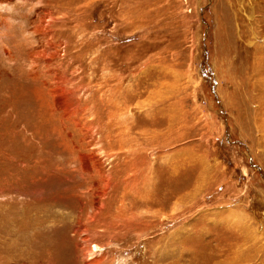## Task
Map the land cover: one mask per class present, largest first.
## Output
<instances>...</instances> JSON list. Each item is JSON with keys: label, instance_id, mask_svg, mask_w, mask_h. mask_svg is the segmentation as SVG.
I'll return each instance as SVG.
<instances>
[{"label": "rangeland", "instance_id": "rangeland-1", "mask_svg": "<svg viewBox=\"0 0 264 264\" xmlns=\"http://www.w3.org/2000/svg\"><path fill=\"white\" fill-rule=\"evenodd\" d=\"M0 264H264V0H0Z\"/></svg>", "mask_w": 264, "mask_h": 264}, {"label": "bare ground", "instance_id": "bare-ground-1", "mask_svg": "<svg viewBox=\"0 0 264 264\" xmlns=\"http://www.w3.org/2000/svg\"><path fill=\"white\" fill-rule=\"evenodd\" d=\"M1 3H2V2H1ZM6 4H7V3H6ZM95 247H96V245H95ZM96 249H97V247H96ZM96 249H95V250H96Z\"/></svg>", "mask_w": 264, "mask_h": 264}]
</instances>
